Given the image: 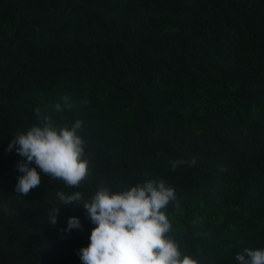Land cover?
Returning a JSON list of instances; mask_svg holds the SVG:
<instances>
[{
  "label": "trees",
  "instance_id": "obj_1",
  "mask_svg": "<svg viewBox=\"0 0 264 264\" xmlns=\"http://www.w3.org/2000/svg\"><path fill=\"white\" fill-rule=\"evenodd\" d=\"M37 107L82 120L79 189L42 175L15 193L8 142ZM147 179L175 189L166 235L199 264L264 248V0H0V264H82L94 225L79 204L48 223L55 193ZM70 216L83 227L62 232Z\"/></svg>",
  "mask_w": 264,
  "mask_h": 264
},
{
  "label": "clouds",
  "instance_id": "obj_2",
  "mask_svg": "<svg viewBox=\"0 0 264 264\" xmlns=\"http://www.w3.org/2000/svg\"><path fill=\"white\" fill-rule=\"evenodd\" d=\"M58 101L53 109L57 114L72 106L68 95L59 96ZM63 120V116L59 122L54 119L47 107H37L36 123L17 132L8 142L7 151L14 149L24 158L17 164L21 175L15 193L27 196L40 185L42 175L77 189L88 179L89 161L85 158V141L79 134L83 122L76 119L69 125ZM168 163L175 170L180 165L194 166L196 160L170 159ZM32 164L35 167H30ZM176 199L175 189L162 179H147L121 191L102 185L88 198L81 191H57L47 222L58 223L61 207L82 205L79 208L85 210L94 225L88 245L78 251L82 264H199L197 259L184 255L177 242L166 235L172 225L162 209ZM3 210L9 211L7 207ZM82 227L78 217L70 216L61 231ZM235 259L239 264H264V248H244Z\"/></svg>",
  "mask_w": 264,
  "mask_h": 264
}]
</instances>
